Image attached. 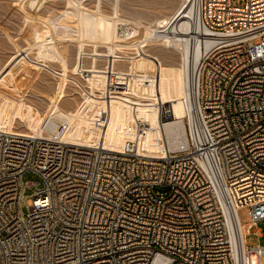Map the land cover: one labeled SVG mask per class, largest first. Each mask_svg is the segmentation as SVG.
<instances>
[{
  "label": "built area",
  "instance_id": "obj_1",
  "mask_svg": "<svg viewBox=\"0 0 264 264\" xmlns=\"http://www.w3.org/2000/svg\"><path fill=\"white\" fill-rule=\"evenodd\" d=\"M193 3L215 43L190 77L185 135L164 157L136 139L119 150L66 142L64 122L53 137L0 127V264H251L253 253L262 264L238 210L262 237L264 0ZM28 171L39 180L24 182Z\"/></svg>",
  "mask_w": 264,
  "mask_h": 264
},
{
  "label": "rangeland",
  "instance_id": "obj_2",
  "mask_svg": "<svg viewBox=\"0 0 264 264\" xmlns=\"http://www.w3.org/2000/svg\"><path fill=\"white\" fill-rule=\"evenodd\" d=\"M182 2L0 0V127L33 133L29 127L40 123L55 106L73 111L78 117L93 115L99 122L107 110L106 86L111 63L108 40L112 38L108 18L117 15L122 19L118 21L120 32L123 19L140 22L145 32L126 37L121 33L117 37L113 35L119 47L112 60L114 72L110 96L113 115L108 141L113 142L116 137L121 146L128 139H136L145 153H165L159 115L183 119L186 128L181 135H185L190 117L186 116L184 102L178 95L183 88L180 53L161 40L153 39L152 30L157 28L158 19L172 16ZM234 2L240 5L245 0ZM99 10L104 17L100 25L95 19ZM28 19L48 21L51 27L36 30L28 24ZM131 26L130 23L125 25L128 29ZM119 35L125 41L118 39ZM38 38H56L57 46L48 50L53 57L40 54ZM92 88L97 95V108L93 106ZM169 107L171 114L165 113ZM177 130L176 138L181 131ZM72 136L87 141L79 132H73ZM22 179L24 182L38 181L39 176L28 171ZM34 190L35 185L25 188V213L32 205ZM246 210L247 207H241L238 213L247 243L264 245V222L258 225L263 229L262 237L253 232L256 227L249 232L251 220ZM250 260L251 264H257V255L251 254ZM261 263L264 264V257Z\"/></svg>",
  "mask_w": 264,
  "mask_h": 264
},
{
  "label": "bare ground",
  "instance_id": "obj_3",
  "mask_svg": "<svg viewBox=\"0 0 264 264\" xmlns=\"http://www.w3.org/2000/svg\"><path fill=\"white\" fill-rule=\"evenodd\" d=\"M96 14L97 15H95L96 16L95 19L96 20L98 19L97 22H99V25H100L103 23L104 17L102 18L100 10L99 12L96 11ZM108 19H109L108 25H109V28H111L112 38H110L111 40L110 39L108 40V46L110 48V55H111V61H110L111 63L108 66L109 78H108L107 86H106V97H107L106 98L107 99L106 114L103 116V118L100 119L99 122H97L93 118V115L84 114L81 117H78V115H76L73 111H67L61 107L55 106L52 112L48 113L40 121V123H36L34 126L29 127L30 130L33 132V134L38 135V136L53 137L59 124L64 122L67 124V130L62 135L61 138L62 140L66 142L81 144V145H90V146L104 145L106 148L113 149V150L122 149L124 143L120 146L116 142V137L113 138L114 140L112 139L113 142L108 141L109 123L112 120V115H113V105H112V100L110 96L113 90L112 75L114 72V67L112 64L113 63L112 60H114L113 59L114 54L117 48L119 47L118 41L116 42L113 39L114 37L113 35L116 36L118 33H121L122 35H125V37L129 35L133 36L137 33H141L142 31L145 32V30H144V25H141L140 22H136V21L134 22L131 19H123V24H122L123 28H122V31L120 32L118 30V21L121 22L122 19L120 20L117 17V15H114L112 18H108ZM129 23L132 26L131 28L128 29L126 28L127 26L125 27V25ZM28 24L33 26L34 29L35 28L36 30L38 29L39 31L45 28L49 29L51 27L48 21L40 22V21H32L28 19ZM156 27H157L156 29L152 30V32H154L153 39L161 40L163 43L168 44L170 47H173L176 51L180 53L181 60H182V66H183V70H182L183 75L181 77L182 82H183V88L182 90L178 92V95H179V100H182L184 102L183 104L186 109L185 111L186 116L191 117V111L193 110L192 109L193 101H192L191 92L189 89L190 88V77H191L193 69L197 65L203 52L209 49L215 43V40L209 36H202V34L207 33V32H204L201 23L196 18L193 0H183L182 4L177 8V10L174 12L172 16L158 19L156 21ZM98 29L100 28L98 27ZM28 33H30V31ZM120 35L118 39L124 40V38H121ZM105 36H108V34H106ZM109 37L110 36H108L107 38ZM38 39H39L38 41H40L39 42V47H40L39 51L41 50L40 54L41 55L45 54V56H48L47 54H49L50 57L51 56L53 57V54H51L50 51L48 52V50L50 48H54L55 46H57L56 40H55L56 38H52L51 40H47V39L45 40V38H38ZM92 98L94 100L93 106L97 108L98 99H97V95L93 88H92ZM159 119H160L159 124L161 127L162 136H163L162 138L164 141V152L165 153L163 154L145 153L141 150L140 144L138 142L139 152L143 155H148V156H153V157H164L168 153L169 149H175L178 146L179 142L181 141V138L179 137L181 135V132L185 131L184 127L186 128V125L184 124V122H182L183 119L181 120V119H175V118H165L163 114L159 115ZM178 128L181 131H178L179 130ZM175 130L180 132L177 138H176V135H174V133L176 132ZM73 132L81 133L82 136L87 138L86 139L87 141L88 140L90 141L88 142L83 141L80 139V136H78L79 138L76 136H72ZM241 227L243 230V226ZM153 264H168V261L165 257L158 256L154 260Z\"/></svg>",
  "mask_w": 264,
  "mask_h": 264
}]
</instances>
